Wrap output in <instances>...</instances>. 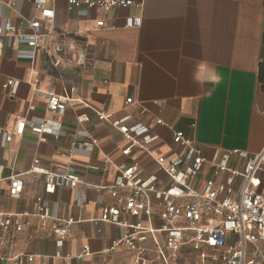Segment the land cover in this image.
I'll use <instances>...</instances> for the list:
<instances>
[{
	"label": "crops",
	"instance_id": "crops-1",
	"mask_svg": "<svg viewBox=\"0 0 264 264\" xmlns=\"http://www.w3.org/2000/svg\"><path fill=\"white\" fill-rule=\"evenodd\" d=\"M134 1L140 6L70 9L68 0H47L55 17L41 20L42 36L33 48L7 34L6 24L29 32L24 22L42 18L34 0H0V130H14L20 119L61 124L58 138L47 134L40 142L27 127L0 145V214L13 222L8 232L0 231V264H17L11 258L16 255L33 256L23 264H133L125 246L110 249L126 228L100 221L103 207L114 200L94 186L112 184L118 166L133 162L167 184L155 157L185 154L173 141L177 131L208 155L215 149L256 153L263 147L264 0ZM132 19L140 23L128 25ZM55 46L61 50L55 52ZM209 70L218 82L196 79ZM9 80L17 86H7ZM50 92L66 101L63 114L48 111ZM98 113L110 120L127 118L128 125L143 123L158 139L147 151L136 147L123 155L128 141ZM81 116L90 119L80 121ZM88 136L98 139L93 151L77 146L69 152L73 142H89ZM35 158L50 171L69 166L83 182L75 188L68 182L48 185L43 174L29 172ZM16 173L23 174L24 190L12 197L9 178ZM212 175L205 166L199 182ZM38 197L52 222L74 219L62 246L35 215ZM16 222L23 224L19 232ZM157 238L163 245V234ZM85 245L90 253L80 256ZM182 252L195 256L189 246Z\"/></svg>",
	"mask_w": 264,
	"mask_h": 264
},
{
	"label": "built area",
	"instance_id": "built-area-1",
	"mask_svg": "<svg viewBox=\"0 0 264 264\" xmlns=\"http://www.w3.org/2000/svg\"><path fill=\"white\" fill-rule=\"evenodd\" d=\"M46 1L34 0L42 18L24 22L29 32L7 23L6 33L26 41L30 47H37L42 36L41 20L55 17V11L46 7ZM68 3L70 9L82 4L105 8L140 6L134 0H68ZM139 23L140 20L132 19L128 25ZM103 24V21L98 22V26ZM53 49L55 52L61 50L60 46ZM45 50L51 53L49 48ZM10 85L16 87L17 83L9 80L7 86ZM127 102H132V98ZM47 109L63 114L66 101L50 92ZM98 117L117 128L128 141L122 150L123 155H129L136 147L147 151L148 145L158 139V135L149 133L143 123L128 125L127 118L110 120L103 113H98ZM89 119L88 116L79 117L80 121ZM27 127L43 142L47 134L58 138L61 124L47 118H38L29 124L27 120L20 119L14 130H0V145L11 142L15 135H23ZM88 137L90 140L85 144L73 142L69 152L77 146L93 151L98 139ZM173 141L186 148L184 155L155 157L157 169L167 176V184L160 185L156 174L146 176L144 170L133 162L118 166V175L112 184L94 186L98 191L107 190L114 200V203L103 207L100 221L126 228L120 238L112 241L110 249L125 246L131 253L133 264H264V145L256 153L215 149L208 155L203 147L186 138L182 131L174 132ZM205 166L211 168L213 175L201 184L199 179ZM29 172L43 174L45 182L54 187L68 182L70 187L75 188L83 182L80 174L69 166L46 170L40 166L39 158L34 159ZM22 176L16 173L9 178L12 197H19L24 190ZM35 215L42 227L53 231L57 244L62 246L74 219L57 218L52 222L50 210L41 197L36 199ZM124 215L136 220L130 221ZM154 218L159 221L157 226L145 223ZM12 225L10 216L0 214V231L8 232ZM22 228L23 224L16 222L15 230L19 232ZM158 233L164 236L163 245L158 241ZM3 245L4 242L0 241V249ZM186 246L191 247L195 256L182 252ZM89 253L90 246L85 245L80 256ZM11 258L17 264H23L26 259L33 260L32 255Z\"/></svg>",
	"mask_w": 264,
	"mask_h": 264
},
{
	"label": "clouds",
	"instance_id": "clouds-1",
	"mask_svg": "<svg viewBox=\"0 0 264 264\" xmlns=\"http://www.w3.org/2000/svg\"><path fill=\"white\" fill-rule=\"evenodd\" d=\"M201 70L204 69V65L201 64L200 65ZM196 79L198 81H200L201 83H204L205 81L207 82H212V83H216L218 82V77L215 75V73L212 70L208 71V75L201 77V75L199 73L196 74Z\"/></svg>",
	"mask_w": 264,
	"mask_h": 264
}]
</instances>
